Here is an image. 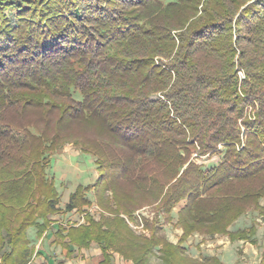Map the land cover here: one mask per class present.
Instances as JSON below:
<instances>
[{
    "label": "trees",
    "instance_id": "trees-1",
    "mask_svg": "<svg viewBox=\"0 0 264 264\" xmlns=\"http://www.w3.org/2000/svg\"><path fill=\"white\" fill-rule=\"evenodd\" d=\"M66 143L97 174L69 195L84 222L60 238L132 264H223L182 241L250 237L227 229L247 209L264 222V0H0V264H28V229L59 211L51 161ZM182 200L175 244L119 215L157 202L168 221Z\"/></svg>",
    "mask_w": 264,
    "mask_h": 264
},
{
    "label": "rangeland",
    "instance_id": "rangeland-1",
    "mask_svg": "<svg viewBox=\"0 0 264 264\" xmlns=\"http://www.w3.org/2000/svg\"><path fill=\"white\" fill-rule=\"evenodd\" d=\"M168 1V0H164ZM243 72L238 71V76L242 77ZM221 146H218V148ZM65 151L76 152V147H74L71 143H66L60 151L55 154H59ZM76 149V150H75ZM75 150V151H74ZM78 151V150H77ZM196 152L191 154V158H194V161L198 164L210 165L215 164L219 160L218 154H205V155H195ZM72 158V157H71ZM89 158V159H88ZM59 161V162H58ZM69 158L66 155L65 159H57L56 157L52 159V172H54L55 165L56 166V178L59 177L60 174L65 172L69 176L70 184L73 185L78 180V174L83 176L82 181L85 183L86 181L94 180L96 177V170L93 164V161L88 155H80L77 158L71 159V163H68ZM81 164H78V163ZM84 163V164H83ZM79 167V168H78ZM66 180V179H65ZM65 185H68V181H64L60 183L59 181L56 183L57 188L61 191V199L59 202V206H62L59 210L61 212H56L51 215V217H55L61 222V225H70L75 224L78 225L84 222L83 213L77 212L76 210L72 211H64L65 206V198L67 196V190L64 189ZM69 184V185H70ZM64 185V186H63ZM91 198L93 196L91 195ZM184 201H180L172 210L171 218L167 221L165 220V215L162 212H159L157 209V202L152 204H144L137 209H135L131 215L125 213H119L121 217H127L132 222L136 223V219L134 216L135 212L144 213L142 216V221L144 222L145 231L134 229L127 223L129 228L137 235L149 236L150 228L146 226V223L156 224L161 227V233L172 243H178L179 239L182 236V229L176 223L177 219V211L183 205ZM64 211V212H63ZM89 213L93 214L96 218L99 217L100 212L102 211L95 203L88 208ZM67 212V213H66ZM146 214L148 216H146ZM80 220V223L77 222ZM138 220V219H137ZM133 223V224H134ZM63 226V225H62ZM253 231H252V228ZM33 227H30L32 230ZM251 228V229H250ZM227 229L230 232H233L237 229L250 230V237L246 238H231V234L229 233H199L192 232L182 241V246L185 247L186 253L193 258H201V257H217L223 264H260L261 262V253L264 250V222L262 221V217L256 212L252 210H248L241 216H239L235 221L228 225ZM32 232V231H31ZM30 237L33 234L29 235ZM32 239V238H31ZM35 238L33 237V240ZM150 264H161V261L155 256H152L150 259Z\"/></svg>",
    "mask_w": 264,
    "mask_h": 264
},
{
    "label": "crops",
    "instance_id": "crops-1",
    "mask_svg": "<svg viewBox=\"0 0 264 264\" xmlns=\"http://www.w3.org/2000/svg\"><path fill=\"white\" fill-rule=\"evenodd\" d=\"M66 155L69 158L68 163H71V159L79 157L80 153L77 150L76 152H66L65 149H63V152L55 154L53 158L56 157L59 160L65 159ZM78 164L81 163L79 162ZM56 166L58 165H55L53 172L56 183L59 181L63 184L64 181H68L70 184L69 176L65 172L56 178ZM77 177L78 180L73 185H65V183V186L63 185L64 189L67 190L66 200L64 201L65 203L68 201L69 195L75 190L76 186L84 183L81 174H78ZM91 181L92 180L86 182ZM59 192L61 194V191ZM59 208H62V206H59ZM59 212L61 211L59 210ZM78 223H80V220L77 224ZM59 224H61V222L58 219L50 217L49 226L40 235H36L35 227H33L32 230H30V228L28 229V235L33 234L32 237L29 236L32 238L33 254L28 264H132L131 260L125 259L118 252L111 250L108 251L109 259H105L101 246L94 241H91L87 246H79L71 243L65 237L60 238L56 234ZM62 225L63 227L67 226L64 224ZM33 237L35 238L34 240Z\"/></svg>",
    "mask_w": 264,
    "mask_h": 264
},
{
    "label": "built area",
    "instance_id": "built-area-1",
    "mask_svg": "<svg viewBox=\"0 0 264 264\" xmlns=\"http://www.w3.org/2000/svg\"><path fill=\"white\" fill-rule=\"evenodd\" d=\"M242 77H243V75H242ZM196 155V154H195ZM144 213L142 212V213H140V212H135L134 213V216H135V219H136V223H134V222H132L130 219H128L127 217H125V220H126V222L131 226V227H133L134 229H138V230H142V231H145L146 229H144V222L142 221V216H144L143 215ZM146 216H148L147 214H146ZM81 218H83V216L81 217ZM138 219V220H137ZM134 223V224H133Z\"/></svg>",
    "mask_w": 264,
    "mask_h": 264
}]
</instances>
